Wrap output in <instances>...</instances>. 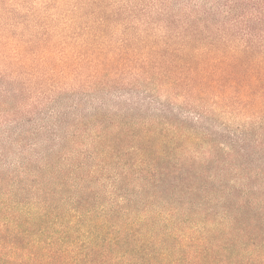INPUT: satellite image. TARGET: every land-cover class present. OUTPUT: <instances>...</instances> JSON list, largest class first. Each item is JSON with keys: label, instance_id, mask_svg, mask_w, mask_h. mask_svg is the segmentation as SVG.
Segmentation results:
<instances>
[{"label": "rangeland", "instance_id": "rangeland-1", "mask_svg": "<svg viewBox=\"0 0 264 264\" xmlns=\"http://www.w3.org/2000/svg\"><path fill=\"white\" fill-rule=\"evenodd\" d=\"M215 2L0 0L1 236L53 213L264 264L263 99L212 74L243 48Z\"/></svg>", "mask_w": 264, "mask_h": 264}, {"label": "trees", "instance_id": "trees-1", "mask_svg": "<svg viewBox=\"0 0 264 264\" xmlns=\"http://www.w3.org/2000/svg\"><path fill=\"white\" fill-rule=\"evenodd\" d=\"M215 3L223 14L237 15L229 23L230 36L240 33L243 48L234 56L216 57L221 67L212 74L219 78V83L231 79L227 88L233 89L235 98L244 101V105L251 98L263 99V104L245 114L249 119L261 120L264 117L261 114L264 112V0H216ZM244 15H250V20L244 21ZM75 209L80 212L78 207ZM52 215L42 216L44 227L38 233L16 231V225L10 237L0 235V264H179L172 261L168 248H159V242L150 243L149 232L143 235L145 238H139L134 229L142 226L137 223L117 226L106 225L102 220L99 223L104 228L98 225L83 239L78 228L84 227L85 222L78 220L72 224L58 214L51 220ZM45 231L49 233L44 238ZM196 241L190 237L176 246L181 256L184 250L188 252L184 264H246L236 263L226 249L218 256H213L207 247L202 251Z\"/></svg>", "mask_w": 264, "mask_h": 264}]
</instances>
